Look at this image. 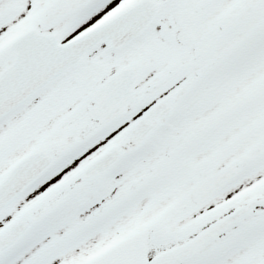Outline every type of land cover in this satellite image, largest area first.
<instances>
[{
	"label": "snow or ice",
	"instance_id": "obj_1",
	"mask_svg": "<svg viewBox=\"0 0 264 264\" xmlns=\"http://www.w3.org/2000/svg\"><path fill=\"white\" fill-rule=\"evenodd\" d=\"M0 264H264V0H0Z\"/></svg>",
	"mask_w": 264,
	"mask_h": 264
}]
</instances>
